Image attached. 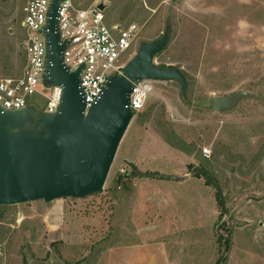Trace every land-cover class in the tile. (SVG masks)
<instances>
[{
	"label": "rangeland",
	"instance_id": "1",
	"mask_svg": "<svg viewBox=\"0 0 264 264\" xmlns=\"http://www.w3.org/2000/svg\"><path fill=\"white\" fill-rule=\"evenodd\" d=\"M28 1L0 0V78L23 70ZM74 2L103 5L110 27L135 26L127 63L169 30L153 63L179 70L186 88L152 81L98 194L0 207V264H105L109 246L158 239L161 228L172 264H264V0ZM235 92L249 97L213 112V98ZM28 102L44 106L40 95Z\"/></svg>",
	"mask_w": 264,
	"mask_h": 264
},
{
	"label": "water",
	"instance_id": "2",
	"mask_svg": "<svg viewBox=\"0 0 264 264\" xmlns=\"http://www.w3.org/2000/svg\"><path fill=\"white\" fill-rule=\"evenodd\" d=\"M61 0H51L43 29L47 62L43 86L61 90L55 113H39L31 107L5 110L0 106V207L36 201L84 199L103 189L119 144L133 118L128 108L132 84L142 80L176 82L186 88L183 74L153 63L169 41V30L161 38L141 44L135 56L108 78L99 100L85 112L79 93V70L68 72L62 64L66 45L57 32V9ZM105 7L97 5V10ZM248 94L235 92L212 99L216 113L232 111ZM137 174V171L135 170ZM151 178L153 174H139ZM167 181L182 178L162 176ZM221 208L225 203L219 187Z\"/></svg>",
	"mask_w": 264,
	"mask_h": 264
},
{
	"label": "built area",
	"instance_id": "3",
	"mask_svg": "<svg viewBox=\"0 0 264 264\" xmlns=\"http://www.w3.org/2000/svg\"><path fill=\"white\" fill-rule=\"evenodd\" d=\"M51 0H29L23 10L24 66L17 78H0V106L5 110L33 108L28 98L40 95L44 106L39 113H55L61 90L54 86L45 88L43 77L47 62V45L43 32ZM57 32L60 42L66 45L62 64L68 72L79 70V93L85 114L102 95L108 78L121 75L124 54L129 50L136 32L135 26L110 27L103 11L97 5L78 8L74 0H61L57 9ZM132 84L128 108L135 115L141 111L152 88V81L142 80ZM42 91V92H41ZM204 157L208 151L202 150Z\"/></svg>",
	"mask_w": 264,
	"mask_h": 264
},
{
	"label": "crops",
	"instance_id": "4",
	"mask_svg": "<svg viewBox=\"0 0 264 264\" xmlns=\"http://www.w3.org/2000/svg\"><path fill=\"white\" fill-rule=\"evenodd\" d=\"M181 181L182 179L179 181L172 182L182 183ZM149 208L147 210H149ZM153 214L157 216L158 213L155 212L149 215ZM158 217L160 219L159 215ZM144 228L145 226L136 228V231L133 233V236L139 237L147 233V229L144 230ZM125 230L126 227L124 225V231ZM163 234H165V232L164 229L161 228L160 235L162 236ZM123 235L126 238L127 234L124 233ZM160 235L159 238H161ZM158 239L147 241L148 243L134 241L132 243H122L117 246H109L107 249V257L105 264H172L167 257L166 248L163 246V244L158 242Z\"/></svg>",
	"mask_w": 264,
	"mask_h": 264
},
{
	"label": "trees",
	"instance_id": "5",
	"mask_svg": "<svg viewBox=\"0 0 264 264\" xmlns=\"http://www.w3.org/2000/svg\"><path fill=\"white\" fill-rule=\"evenodd\" d=\"M162 68V67H161ZM207 184H209L208 182H206ZM217 241H219V238L217 239Z\"/></svg>",
	"mask_w": 264,
	"mask_h": 264
}]
</instances>
